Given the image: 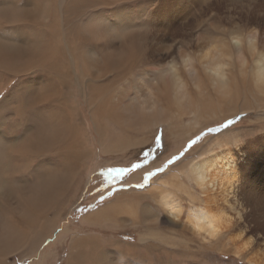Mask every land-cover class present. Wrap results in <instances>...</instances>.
Listing matches in <instances>:
<instances>
[{
	"label": "bare ground",
	"instance_id": "obj_1",
	"mask_svg": "<svg viewBox=\"0 0 264 264\" xmlns=\"http://www.w3.org/2000/svg\"><path fill=\"white\" fill-rule=\"evenodd\" d=\"M138 65L149 68L136 74ZM12 80L0 99V264L34 254L73 197L90 154L80 103L100 143L104 116L139 129L166 123L178 135L217 118L214 95L224 118L251 112L240 88L264 108V0H0V93ZM238 130L208 138L176 166L200 196L169 173L157 177L159 202L201 240L264 264V127ZM170 186L202 206L180 217ZM123 196L82 222L158 223V213ZM162 237L141 234L138 247ZM112 243L120 241L74 233L64 264H118L104 251Z\"/></svg>",
	"mask_w": 264,
	"mask_h": 264
},
{
	"label": "rangeland",
	"instance_id": "obj_2",
	"mask_svg": "<svg viewBox=\"0 0 264 264\" xmlns=\"http://www.w3.org/2000/svg\"><path fill=\"white\" fill-rule=\"evenodd\" d=\"M139 66H136L135 68H138L133 71L136 74H138L137 72H144L149 68L148 65ZM237 83L241 87V84ZM14 85L15 80H12L10 84L5 86L0 93V99ZM249 95L248 91L244 94L243 88H240L237 99L240 102L242 99L247 98V104L252 107L251 112H234L229 118L226 116L224 118V115H222V113L226 112V109L223 104L218 103L217 97L220 98V96H212L214 100L213 111L217 118L209 123H204L198 129L193 128L189 132L187 130L184 134L178 135H172L166 123L153 126L151 130L149 128L139 129L138 127H131L121 123L120 125L118 123L115 124L109 116H104L102 126L104 129H100L103 134L102 143L99 142L94 127L91 125L89 113L84 105L80 103L81 117L83 119V126L81 122L79 123L82 129L80 131V140L82 143L85 140L88 149H85L86 153H90L91 155L89 154V158L80 166L79 173L76 176L77 188L70 195H73V197L70 199L69 205L64 208L59 216L55 233L53 232L43 241L38 249L39 251L37 250L29 257L14 254L11 257H6V261L12 264H39L40 252L46 250V257L42 264H64L68 254L67 247L70 235L77 233L78 235L101 237L109 242V244H111L112 240L120 241L118 246L113 243L112 245L104 244V251L110 250L111 255L114 256L118 264H251L245 257L236 256L231 249L223 245L220 247L210 243L209 241L211 240H201L200 236L195 235L193 232L191 233L187 227L186 229L184 228L183 219H173L171 215L167 214L163 210L162 203L159 202L158 189L161 187L157 178L169 173L179 174V178L184 184L183 188L188 185L192 186V188L188 186V190H191L192 194L194 191L197 197L200 196L198 190L195 189V185L176 166L181 161L195 159L198 156V147L210 137L235 132L238 129H250L254 126L264 127V108L257 107ZM240 106L242 105L239 104L238 107ZM222 107L224 108L221 113L220 109ZM189 118L188 114H184L179 120L186 122L189 121ZM230 121L231 123H229ZM209 129H215V131L210 132ZM158 136L162 137L160 146L156 144ZM197 136L200 139L185 152L189 141L194 140ZM117 145L121 146L122 149L120 151L117 150L118 152L113 151L112 149L116 150L114 146ZM110 146L114 148H110L105 153V148ZM233 146L235 145L233 144ZM215 148L218 149L216 145ZM145 152H151L152 154L148 157L149 162L141 169L122 176H115L114 174L115 178L107 176L109 169L130 168L133 163L141 162ZM181 152H184L181 159L164 168L172 156H179ZM158 168H164V171L157 172L155 176L150 177L147 187L142 189L135 187L143 183L144 175L147 172L155 171ZM167 189L171 190L170 192L174 200L181 206L182 213L180 212V217H187L190 215V209H198L202 206L199 200L192 201L184 190H177L173 186ZM123 193L126 195L123 197L126 200L135 202L137 208L145 206L154 213H158V223L151 225V227L136 223L134 226L120 228L119 226H109L108 224L90 227L82 222L83 216L88 212H92L110 201H117L119 198L116 199V196L123 195ZM66 226H70V230L63 233V229ZM153 231H156V234ZM58 233H60V238H56V234ZM141 234L147 237L154 235L163 237L162 239L150 240L148 245L154 244V247L151 250H147L142 249L143 245L138 247V244H141L138 239ZM125 242H129V244ZM50 244H52L51 247H49ZM49 248L50 250H48Z\"/></svg>",
	"mask_w": 264,
	"mask_h": 264
},
{
	"label": "snow or ice",
	"instance_id": "obj_3",
	"mask_svg": "<svg viewBox=\"0 0 264 264\" xmlns=\"http://www.w3.org/2000/svg\"><path fill=\"white\" fill-rule=\"evenodd\" d=\"M229 123H231V121ZM209 131L210 132L211 131H215V129H209ZM161 139H162V137H160V136H158L156 138V144H157V146H160L161 145ZM199 139H200V137L197 136L194 140H190L189 143H188L187 148L185 149V152L188 149H190L192 147V145L195 144L197 142V140H199ZM151 154H152L151 152H145L143 154V160L141 162H139V163H133L130 168L109 169L107 171V176L108 177L115 178V176H122L124 174H127V173L133 172L135 170L141 169L142 167H144L149 162L148 161V157ZM183 155H184V152H181L179 156H172L171 159H169L167 161V163L165 164L164 168H167L169 165H172L175 161L181 159L183 157ZM164 168H158L155 171H149V172H147L144 175L143 183L142 184H139V185H136L135 187L141 188V189L147 187L149 185V178L155 176L157 174V172H163L164 171ZM114 174H115V176H114Z\"/></svg>",
	"mask_w": 264,
	"mask_h": 264
}]
</instances>
